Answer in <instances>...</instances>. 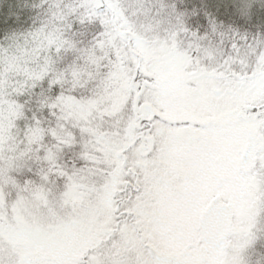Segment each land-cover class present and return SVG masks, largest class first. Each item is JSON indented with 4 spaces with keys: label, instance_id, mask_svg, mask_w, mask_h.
<instances>
[{
    "label": "snow or ice",
    "instance_id": "6c2138e0",
    "mask_svg": "<svg viewBox=\"0 0 264 264\" xmlns=\"http://www.w3.org/2000/svg\"><path fill=\"white\" fill-rule=\"evenodd\" d=\"M0 264H264V0H0Z\"/></svg>",
    "mask_w": 264,
    "mask_h": 264
}]
</instances>
